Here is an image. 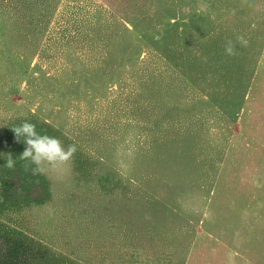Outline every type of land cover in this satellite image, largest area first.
<instances>
[{
  "label": "rangeland",
  "instance_id": "1",
  "mask_svg": "<svg viewBox=\"0 0 264 264\" xmlns=\"http://www.w3.org/2000/svg\"><path fill=\"white\" fill-rule=\"evenodd\" d=\"M201 221L206 260L263 233L264 0H0V264H197Z\"/></svg>",
  "mask_w": 264,
  "mask_h": 264
},
{
  "label": "clouds",
  "instance_id": "2",
  "mask_svg": "<svg viewBox=\"0 0 264 264\" xmlns=\"http://www.w3.org/2000/svg\"><path fill=\"white\" fill-rule=\"evenodd\" d=\"M237 42L241 46H247L248 44L243 36H238ZM225 52L228 55H235L236 45L232 41H228ZM12 130L17 140L22 137L27 145L19 158L35 165V168L32 169L33 175L43 174L47 166L58 167L67 164L77 151L75 144L68 145L65 148L58 138L39 134L33 123L24 122L19 126H15ZM6 166L10 169L15 167V160L11 155L7 159ZM27 167L25 165L26 171Z\"/></svg>",
  "mask_w": 264,
  "mask_h": 264
},
{
  "label": "crops",
  "instance_id": "3",
  "mask_svg": "<svg viewBox=\"0 0 264 264\" xmlns=\"http://www.w3.org/2000/svg\"><path fill=\"white\" fill-rule=\"evenodd\" d=\"M240 226L245 227V228H249V229H253V230H263V233L261 236L256 235V233L254 234L257 237H254L251 241L253 242V247H251L249 249V251H247L249 253L248 256L244 257L242 255H240L239 253H235V255L231 258V256H228V258L225 260H223V258H218L217 260L215 259H208L206 260L205 258H202L205 254V252L207 254H214L216 251L214 248H209V245H213L215 243H217V239L214 237H212L211 235H209V232L205 230V221H201L200 222V226L198 227V230L196 232V241L192 244V246H195V244L197 243L199 246H202V248H199V259L197 261V264H264V223L263 222H256V221H251V222H247L244 224H240ZM238 227V226H237ZM137 231L134 232V234ZM133 234V236H134ZM208 235V236H207ZM132 236V237H133ZM207 236L206 238H201ZM179 241H182L184 239L179 238ZM135 240H138L135 237ZM139 241V240H138ZM191 241V240H190ZM189 244H191L189 242ZM144 244L140 241L138 244V249H136L137 255L141 257L142 260H150L151 262H156L157 260H153L150 258V254L148 255H143L142 251ZM144 257V258H143ZM184 264H188V261L186 260Z\"/></svg>",
  "mask_w": 264,
  "mask_h": 264
}]
</instances>
